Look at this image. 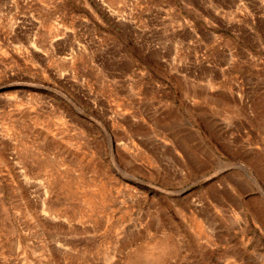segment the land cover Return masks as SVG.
<instances>
[{
	"label": "rangeland",
	"instance_id": "1",
	"mask_svg": "<svg viewBox=\"0 0 264 264\" xmlns=\"http://www.w3.org/2000/svg\"><path fill=\"white\" fill-rule=\"evenodd\" d=\"M127 1L0 0V264H264V7Z\"/></svg>",
	"mask_w": 264,
	"mask_h": 264
},
{
	"label": "crops",
	"instance_id": "2",
	"mask_svg": "<svg viewBox=\"0 0 264 264\" xmlns=\"http://www.w3.org/2000/svg\"><path fill=\"white\" fill-rule=\"evenodd\" d=\"M177 2H180V0H177ZM242 2L244 1L242 0ZM256 2H258V4H261L259 5L260 7L262 6L264 7V0H256ZM187 4L193 8H196V7L205 6L206 3L203 2L202 0H197L196 2L195 0H192V1H187ZM41 5L43 6L42 8L49 9L48 2H44ZM167 7H168L167 3L164 0H128L127 4L126 5L123 4V6L119 5V3L117 2L110 3V6H108V8L109 9L111 8L112 10H118L124 8L125 10H129L130 12L140 13L141 15L140 18L138 19L130 18V19L133 21L134 24H137L136 21H141L139 24L145 25L146 27L158 26L161 23L159 19L163 17L164 10L167 9ZM103 8L106 11L109 10L107 9L106 6H104ZM56 18H57L56 20L58 21L57 24L61 23V26L66 25L67 23L66 20H64L59 16ZM67 49L68 48H66V50Z\"/></svg>",
	"mask_w": 264,
	"mask_h": 264
},
{
	"label": "bare ground",
	"instance_id": "3",
	"mask_svg": "<svg viewBox=\"0 0 264 264\" xmlns=\"http://www.w3.org/2000/svg\"><path fill=\"white\" fill-rule=\"evenodd\" d=\"M235 182L237 183V182H239V181H235ZM240 182H241V181H240ZM45 208H46V207H45ZM45 213H46V211H45ZM50 213H51V212H50ZM59 246H60V245H59ZM62 248H63V247H62Z\"/></svg>",
	"mask_w": 264,
	"mask_h": 264
}]
</instances>
